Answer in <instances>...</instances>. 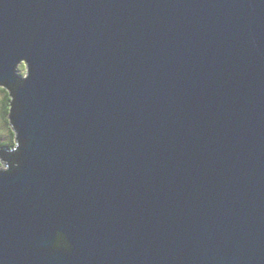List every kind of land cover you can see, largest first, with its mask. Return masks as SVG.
I'll return each instance as SVG.
<instances>
[{
  "label": "water",
  "instance_id": "obj_1",
  "mask_svg": "<svg viewBox=\"0 0 264 264\" xmlns=\"http://www.w3.org/2000/svg\"><path fill=\"white\" fill-rule=\"evenodd\" d=\"M0 87V264H264V0H0Z\"/></svg>",
  "mask_w": 264,
  "mask_h": 264
},
{
  "label": "rangeland",
  "instance_id": "obj_2",
  "mask_svg": "<svg viewBox=\"0 0 264 264\" xmlns=\"http://www.w3.org/2000/svg\"><path fill=\"white\" fill-rule=\"evenodd\" d=\"M18 75L23 78L25 77L26 67L24 64L19 67ZM7 95V91L5 92L4 88L0 87V143L4 147L11 146V144L14 146V134L8 121L7 109L9 107L6 103ZM0 168L4 169L3 166H0Z\"/></svg>",
  "mask_w": 264,
  "mask_h": 264
},
{
  "label": "trees",
  "instance_id": "obj_3",
  "mask_svg": "<svg viewBox=\"0 0 264 264\" xmlns=\"http://www.w3.org/2000/svg\"><path fill=\"white\" fill-rule=\"evenodd\" d=\"M4 91L6 92V89L5 88H4ZM7 94H9V93L7 92ZM9 99H10L9 98V95H7V104H10V100ZM2 147H4V145L0 143V148H2ZM8 147L9 148H13V144H11V146H8Z\"/></svg>",
  "mask_w": 264,
  "mask_h": 264
},
{
  "label": "flooded vegetation",
  "instance_id": "obj_4",
  "mask_svg": "<svg viewBox=\"0 0 264 264\" xmlns=\"http://www.w3.org/2000/svg\"><path fill=\"white\" fill-rule=\"evenodd\" d=\"M6 103H7V99H6ZM8 107H9V104H8ZM7 112L9 113V109H7ZM13 148H10V150H12ZM1 166V164H0Z\"/></svg>",
  "mask_w": 264,
  "mask_h": 264
},
{
  "label": "clouds",
  "instance_id": "obj_5",
  "mask_svg": "<svg viewBox=\"0 0 264 264\" xmlns=\"http://www.w3.org/2000/svg\"><path fill=\"white\" fill-rule=\"evenodd\" d=\"M26 76V75H25Z\"/></svg>",
  "mask_w": 264,
  "mask_h": 264
}]
</instances>
